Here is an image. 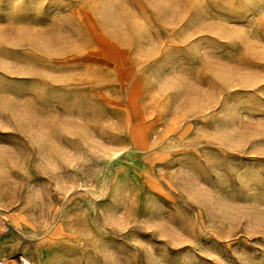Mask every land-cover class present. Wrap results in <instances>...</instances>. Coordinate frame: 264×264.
I'll return each instance as SVG.
<instances>
[{"label": "rangeland", "instance_id": "rangeland-1", "mask_svg": "<svg viewBox=\"0 0 264 264\" xmlns=\"http://www.w3.org/2000/svg\"><path fill=\"white\" fill-rule=\"evenodd\" d=\"M25 263L264 264V0H0Z\"/></svg>", "mask_w": 264, "mask_h": 264}, {"label": "bare ground", "instance_id": "bare-ground-1", "mask_svg": "<svg viewBox=\"0 0 264 264\" xmlns=\"http://www.w3.org/2000/svg\"><path fill=\"white\" fill-rule=\"evenodd\" d=\"M24 259V258H23ZM26 262V261H25ZM26 264V263H25Z\"/></svg>", "mask_w": 264, "mask_h": 264}]
</instances>
